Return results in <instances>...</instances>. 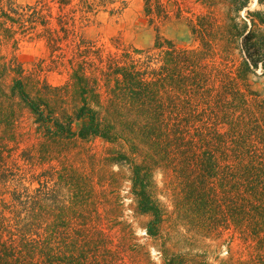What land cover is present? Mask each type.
Instances as JSON below:
<instances>
[{"label": "trees", "instance_id": "obj_1", "mask_svg": "<svg viewBox=\"0 0 264 264\" xmlns=\"http://www.w3.org/2000/svg\"><path fill=\"white\" fill-rule=\"evenodd\" d=\"M73 1L0 0V45L36 33L45 67L67 75L35 83L0 57V264H144L119 206L124 167L164 264H215L206 239L229 246L218 264H264V93L249 84L264 74V0H144L152 22L185 19L196 45L158 34L115 49L79 33L95 2ZM97 139L101 152L84 145Z\"/></svg>", "mask_w": 264, "mask_h": 264}, {"label": "rangeland", "instance_id": "obj_2", "mask_svg": "<svg viewBox=\"0 0 264 264\" xmlns=\"http://www.w3.org/2000/svg\"><path fill=\"white\" fill-rule=\"evenodd\" d=\"M5 7H15L22 10L27 4L34 5L38 0H3ZM74 0L73 2H77ZM125 1V4L122 3ZM95 5L92 11L86 13L90 18L83 25L78 24L77 29L83 37L89 40L96 41L99 45H106L109 48L115 49L117 46L133 45L138 48H148L155 44L158 34L164 38L172 40L180 48H190L195 46L194 36L185 19L171 18L166 22H152L144 11V0H110L104 4L102 0H94ZM51 10L56 14L58 8L50 2ZM113 7H120L119 11L112 12ZM122 8V9H121ZM257 0H251L247 9H258ZM80 15V13L78 14ZM16 44L13 40L9 43L6 41L0 45V57L6 56L8 59L15 58L19 65L24 70L26 76H30L33 82H43L47 80L53 85H62L67 75L59 69L49 70L45 66L46 60H49L50 51L43 38L37 37L36 33L28 35L16 34ZM249 76V84L255 91L264 93V74L261 70ZM12 80L7 79V92L12 85ZM18 109V108H17ZM27 111V109H24ZM22 125H29L31 119L28 118V112H25ZM86 147H94L95 150L101 152L104 148V143L100 139L91 143L84 144ZM83 146V145H81ZM79 146H71L73 153H77ZM79 158V157H78ZM81 166L80 158L79 164ZM86 167V166H85ZM113 171L119 170V166L111 167ZM131 172L126 167L123 168V176L120 184V199L119 206L122 211V219L126 223L132 225L134 235L138 238V242L146 244L145 250L148 255L141 261L144 264H164L161 253L162 239L151 237L147 234V225L153 219L151 214H141L137 210L138 199L132 193L133 182L131 181ZM155 179L159 186H163L162 174H157ZM166 201L165 197H160ZM167 203V201H166ZM160 224L163 234L170 229L173 221H167ZM173 225V224H172ZM184 231L182 226L178 228ZM237 242L234 244V249L237 248ZM229 246L227 243L217 242L206 239L203 243V250H208L207 260L210 263L218 264L217 259H223L229 256ZM186 250V249H185ZM217 260V261H216Z\"/></svg>", "mask_w": 264, "mask_h": 264}]
</instances>
